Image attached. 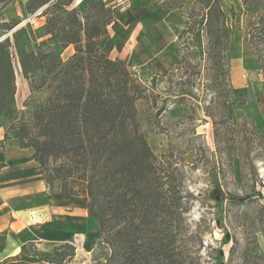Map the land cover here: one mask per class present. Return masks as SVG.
I'll list each match as a JSON object with an SVG mask.
<instances>
[{"label": "trees", "instance_id": "obj_1", "mask_svg": "<svg viewBox=\"0 0 264 264\" xmlns=\"http://www.w3.org/2000/svg\"><path fill=\"white\" fill-rule=\"evenodd\" d=\"M73 1L0 0V38L5 35L0 40V150L11 138L22 148H32L51 193L77 195L70 180L85 184L88 215L98 220L97 244L101 241L109 249L105 264H195L192 236L186 234L189 196L166 166L172 149L154 154L137 115L135 102L148 101L146 86L131 74L125 59L109 57L114 47L110 38L100 44L117 6L89 0L79 12ZM186 1L168 0L163 6L181 8ZM190 1L189 24L177 41L194 38L199 29L204 35L208 88L217 93L218 111L227 117L218 121L209 115L219 125L213 137L220 144L224 124L233 127V106L246 100L232 93V34L222 0ZM240 1L263 7L248 38L264 79V0ZM15 3L20 11L14 13ZM41 8L38 15L46 18L38 27L26 21L15 28ZM68 46L73 53L62 58ZM181 50L175 69L183 63L185 73L197 69L188 62V47L184 44ZM14 56L29 91L21 110L16 105ZM194 73L198 77L200 69ZM189 107L186 117L193 120L195 109ZM189 147L201 151L194 144ZM31 247L24 244L21 252L35 254ZM74 255L75 246L62 243L38 264H60Z\"/></svg>", "mask_w": 264, "mask_h": 264}, {"label": "rangeland", "instance_id": "obj_2", "mask_svg": "<svg viewBox=\"0 0 264 264\" xmlns=\"http://www.w3.org/2000/svg\"><path fill=\"white\" fill-rule=\"evenodd\" d=\"M14 6L13 12H19V4ZM71 6L79 12L84 8L82 0H74ZM222 7L232 34V93L246 103L233 106V127L226 128L227 122L221 126V143L213 137L219 125L214 126L209 115H216L218 121L227 117L218 111L217 93L208 88L205 38L200 30L194 38L179 43V47H188V62L197 64V69L185 73L183 63L179 70L139 72L137 77L146 86L148 101L139 99L135 107L153 153L159 157L172 149L166 166L189 196L186 234L192 236L194 263L264 264V79L248 38V30L263 7L244 6L240 0H222ZM38 14L28 16L23 23L38 27L46 18ZM72 53L73 47L68 46L61 56L67 58ZM12 62L18 65L16 56ZM199 69L197 77L194 72ZM18 83L16 105L21 110L29 91L25 79ZM190 105L195 109L193 120L186 117L191 115ZM152 135L159 139L154 141ZM190 144L201 147V151L190 148ZM108 253L107 245L98 242L95 264L105 260Z\"/></svg>", "mask_w": 264, "mask_h": 264}, {"label": "crops", "instance_id": "obj_3", "mask_svg": "<svg viewBox=\"0 0 264 264\" xmlns=\"http://www.w3.org/2000/svg\"><path fill=\"white\" fill-rule=\"evenodd\" d=\"M88 1L82 0V4ZM105 1L117 6L106 36L100 39V44L109 38L113 41L110 58L125 59L134 76L175 69L183 54L177 35L189 24L190 0L176 9L163 6L168 0ZM14 70L15 81L24 82L20 68ZM3 133L0 127V140ZM151 138L159 139L158 135ZM32 153V148L20 147L14 138L0 150V163L4 164L0 168V264L41 263V257L62 243L74 245L75 255L60 264H95L98 220L88 215L83 182L70 180L77 195L51 193ZM29 243L35 254L21 252V246ZM99 261L105 264V260Z\"/></svg>", "mask_w": 264, "mask_h": 264}, {"label": "bare ground", "instance_id": "obj_4", "mask_svg": "<svg viewBox=\"0 0 264 264\" xmlns=\"http://www.w3.org/2000/svg\"><path fill=\"white\" fill-rule=\"evenodd\" d=\"M13 66H14V69H18V65H17V63L16 62H13ZM16 75V74H15ZM20 77V76H19ZM18 80H16L17 82H16V85H17V91H16V98H17V96H18V86H19V81H20V78H17Z\"/></svg>", "mask_w": 264, "mask_h": 264}, {"label": "water", "instance_id": "obj_5", "mask_svg": "<svg viewBox=\"0 0 264 264\" xmlns=\"http://www.w3.org/2000/svg\"><path fill=\"white\" fill-rule=\"evenodd\" d=\"M22 24H23V22H21L20 24H18L15 28H17L18 26H20V25H22ZM15 28H13L8 34H10ZM4 37H5V35L2 36V37L0 38V40L3 39Z\"/></svg>", "mask_w": 264, "mask_h": 264}, {"label": "built area", "instance_id": "obj_6", "mask_svg": "<svg viewBox=\"0 0 264 264\" xmlns=\"http://www.w3.org/2000/svg\"><path fill=\"white\" fill-rule=\"evenodd\" d=\"M41 12V9H39L38 11H37V13H40Z\"/></svg>", "mask_w": 264, "mask_h": 264}]
</instances>
